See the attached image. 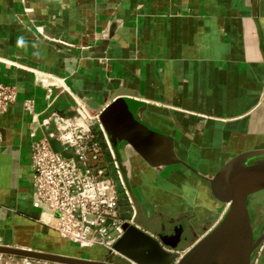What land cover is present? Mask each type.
Segmentation results:
<instances>
[{"label":"crops","instance_id":"1","mask_svg":"<svg viewBox=\"0 0 264 264\" xmlns=\"http://www.w3.org/2000/svg\"><path fill=\"white\" fill-rule=\"evenodd\" d=\"M0 82L18 90L0 111L2 245L94 261L112 256L81 248L45 221L32 148L53 128L39 126L50 111L88 119L121 90L142 103L139 117L172 139L182 162L153 167L128 142L111 139L136 211L131 225L183 254L228 209L213 195L212 177L237 155L264 150V0H0ZM252 197L259 236L264 210ZM119 206L131 218L126 195ZM252 264H264V240Z\"/></svg>","mask_w":264,"mask_h":264},{"label":"built area","instance_id":"2","mask_svg":"<svg viewBox=\"0 0 264 264\" xmlns=\"http://www.w3.org/2000/svg\"><path fill=\"white\" fill-rule=\"evenodd\" d=\"M45 97L49 109L55 100L53 88H47ZM17 98L15 85L0 82L1 112ZM23 107L35 122L34 101L25 100ZM100 113L87 119L50 111L43 118L39 126L53 128L33 143L34 197L45 221L64 239L81 248L100 247L115 256L120 255L115 243L124 234L125 224L133 222L136 211ZM36 127L33 124V131ZM54 140L63 151L54 148ZM121 194L126 195L132 209L129 219L120 210Z\"/></svg>","mask_w":264,"mask_h":264},{"label":"water","instance_id":"3","mask_svg":"<svg viewBox=\"0 0 264 264\" xmlns=\"http://www.w3.org/2000/svg\"><path fill=\"white\" fill-rule=\"evenodd\" d=\"M142 103L127 91L117 90L99 116L114 142H128L149 165L157 168L182 163L172 139L147 124L138 115ZM254 157H263L249 163ZM213 195L228 204L222 220L184 254L168 250L164 237H155L135 225L125 224L124 234L114 248L136 264H252L253 255L264 240L256 236L249 209V197L264 190V150L245 152L224 164L211 179ZM0 253L58 264H117L113 257L94 261L81 257L37 252L4 246Z\"/></svg>","mask_w":264,"mask_h":264},{"label":"rangeland","instance_id":"4","mask_svg":"<svg viewBox=\"0 0 264 264\" xmlns=\"http://www.w3.org/2000/svg\"><path fill=\"white\" fill-rule=\"evenodd\" d=\"M253 200H257L258 202L261 203L262 205V210H264V190L260 191L254 195H252ZM254 222H256V217L253 216ZM256 227V224H255ZM256 230V229H255ZM258 230V229H257ZM259 231H256V236H258ZM259 248L255 251L254 256L257 254ZM184 254V253H183ZM0 264H58V263H53V262H47V261H42V260H36V259H30V258H25L21 256H15V255H7V254H1L0 253Z\"/></svg>","mask_w":264,"mask_h":264},{"label":"flooded vegetation","instance_id":"5","mask_svg":"<svg viewBox=\"0 0 264 264\" xmlns=\"http://www.w3.org/2000/svg\"><path fill=\"white\" fill-rule=\"evenodd\" d=\"M253 223H254V221H253ZM255 233H256V230H255Z\"/></svg>","mask_w":264,"mask_h":264},{"label":"trees","instance_id":"6","mask_svg":"<svg viewBox=\"0 0 264 264\" xmlns=\"http://www.w3.org/2000/svg\"><path fill=\"white\" fill-rule=\"evenodd\" d=\"M251 197V196H250ZM250 197H249V199H250ZM253 221H254V219H253Z\"/></svg>","mask_w":264,"mask_h":264}]
</instances>
